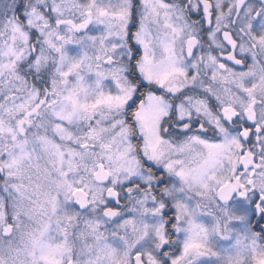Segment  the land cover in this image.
<instances>
[{"label":"snow or ice","instance_id":"1","mask_svg":"<svg viewBox=\"0 0 264 264\" xmlns=\"http://www.w3.org/2000/svg\"><path fill=\"white\" fill-rule=\"evenodd\" d=\"M0 264H264V0H0Z\"/></svg>","mask_w":264,"mask_h":264}]
</instances>
